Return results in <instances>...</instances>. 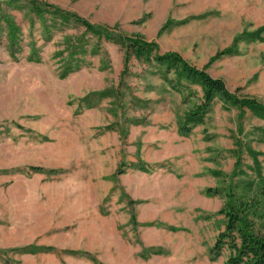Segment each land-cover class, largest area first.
I'll list each match as a JSON object with an SVG mask.
<instances>
[{"label": "rangeland", "instance_id": "obj_1", "mask_svg": "<svg viewBox=\"0 0 264 264\" xmlns=\"http://www.w3.org/2000/svg\"><path fill=\"white\" fill-rule=\"evenodd\" d=\"M40 1L138 34L264 104V41L212 58L264 24V0ZM200 95L124 64L118 44L72 19L0 0V264H224L208 258L224 196L204 189L241 193L255 179L246 148L264 175V119L215 99L181 134Z\"/></svg>", "mask_w": 264, "mask_h": 264}, {"label": "trees", "instance_id": "obj_2", "mask_svg": "<svg viewBox=\"0 0 264 264\" xmlns=\"http://www.w3.org/2000/svg\"><path fill=\"white\" fill-rule=\"evenodd\" d=\"M27 2L30 5V10L36 15L47 11L61 21L72 19L96 37H103L118 44L123 50L124 64L133 58L157 66L162 79L178 92L189 84L196 85L201 95L199 100L184 114L183 121L178 127L181 134H187L191 126L202 122L215 99L221 101L223 108L236 107L239 119L243 117L245 110L255 117L264 119V104L252 97H239L234 92H230L221 78L210 76L203 67L197 68L191 65L176 52L159 53L157 45L153 41H147L138 34L126 35L109 31L105 27L89 23L74 13L40 0H27ZM166 25L167 23L162 27ZM262 32H264V24L254 31L241 32L233 41V47L219 50L212 58L233 54L234 45L239 39L264 41V36L260 35ZM68 66L63 72L70 70ZM169 73L172 74V77H168ZM257 129L264 136V129ZM246 151L253 161L255 179L244 181L241 193L235 192L230 186L225 188L206 187L204 189L206 195L224 196L223 203L216 211L217 214L222 215V228L216 233L208 249L210 260H215L224 254V264H264V175L259 170L255 157L257 153L247 148ZM137 164L139 169H143L141 162ZM31 169L41 170L38 167H31ZM117 172L120 171L117 170ZM237 172L233 170L231 175ZM35 248L37 247L28 245L14 250L18 253H31L37 250Z\"/></svg>", "mask_w": 264, "mask_h": 264}]
</instances>
